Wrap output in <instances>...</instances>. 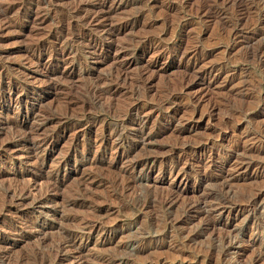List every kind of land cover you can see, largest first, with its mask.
Wrapping results in <instances>:
<instances>
[{
  "label": "rangeland",
  "instance_id": "rangeland-1",
  "mask_svg": "<svg viewBox=\"0 0 264 264\" xmlns=\"http://www.w3.org/2000/svg\"><path fill=\"white\" fill-rule=\"evenodd\" d=\"M83 1L98 0H0V264H38L69 230L78 243L60 264H222L228 232L226 259L264 264V65L245 36L254 32L244 27L230 48L222 22L193 9L201 0H129L107 19L124 28L106 37L71 15ZM40 137L51 142L35 145ZM87 175L97 181L81 192ZM29 178L36 199L58 181L51 200L9 196ZM90 218L107 234L90 232Z\"/></svg>",
  "mask_w": 264,
  "mask_h": 264
},
{
  "label": "bare ground",
  "instance_id": "bare-ground-1",
  "mask_svg": "<svg viewBox=\"0 0 264 264\" xmlns=\"http://www.w3.org/2000/svg\"><path fill=\"white\" fill-rule=\"evenodd\" d=\"M47 1V0H46ZM129 3V0H98L96 3H90L87 1H83L81 3H79L78 5H75L74 7L70 8V13L72 16H77L79 22L82 25H86L88 26V29L93 30V29H99L101 32H104L105 35H107L106 37H112L114 34H116L117 31L122 30L124 28L123 25H119L116 26L115 24L112 23H108L107 19H109L108 17L110 16V14L112 13L113 10L118 9L119 7H121L122 5H125ZM172 5V4H171ZM231 8L232 12H234V17L235 19L230 21L231 19H229L227 17V13H228V9ZM196 10V12L198 14H200L201 16H204L205 18L208 19H217L219 21L222 22V29L224 31H226L225 35L227 34V38L232 40L231 44L229 45V47H235L237 46V44L242 43L243 41H241V37L244 36V31L245 28L244 27H248L247 29L252 30L254 33L251 35H245L249 45L248 46V50H247V55L250 56L252 59H254L256 61V63L260 64V65H264V0H201L197 3V5L195 6V8H193ZM85 11V12H84ZM6 13L5 8H1L0 7V16L2 14ZM143 11L138 12L137 16H133L131 19L132 23H136L138 20V17L140 14H142ZM253 14H255V16H253ZM204 19V18H203ZM11 23V22H10ZM7 25V24H6ZM221 26V23H220ZM221 28V27H220ZM83 29V28H82ZM69 33V32H68ZM84 33V32H83ZM86 33V32H85ZM224 34V32H223ZM225 37V36H224ZM245 38V37H244ZM110 40V39H109ZM229 40V41H230ZM149 41L153 42H158L157 38L151 37L149 38ZM161 41V40H160ZM150 42V43H151ZM154 43V42H153ZM152 43V44H153ZM157 44V43H156ZM155 44V45H156ZM159 46V45H158ZM196 51V50H195ZM200 51V50H199ZM173 53V52H172ZM175 55V54H174ZM206 57V56H205ZM127 63V62H126ZM218 66V65H217ZM216 66V67H217ZM115 75L117 76L120 80L125 81L127 79L128 74L125 71V67L122 65H118L115 67ZM199 70V69H198ZM147 71V70H146ZM146 71L141 72L139 75V82L141 85H145L147 83H149L151 80L150 78L147 76ZM213 71V66L210 67L207 71H204V75H201L200 78L202 80H204L205 82V77L210 76V74ZM148 73V72H147ZM149 74V73H148ZM197 75V74H196ZM198 76V75H197ZM111 77V76H110ZM199 77V76H198ZM58 78V77H57ZM215 78V77H214ZM200 79V80H201ZM68 80V79H67ZM195 80V79H194ZM213 78H209L208 82H205V85L208 86L211 83H213ZM184 81H186V78H184ZM216 81V80H215ZM214 81V82H215ZM182 82V81H181ZM197 82V81H196ZM200 82V81H198ZM14 83V82H13ZM137 83V84H138ZM201 83V82H200ZM207 83V84H206ZM16 84V83H14ZM25 84V83H24ZM102 84V83H101ZM113 84V83H112ZM188 84V83H187ZM185 85V84H184ZM183 85V86H184ZM189 85V84H188ZM182 86V87H183ZM186 86V85H185ZM89 87V86H88ZM93 87V86H91ZM119 86H115L114 89L118 90ZM9 92V91H8ZM95 93V92H94ZM201 93V92H200ZM170 95V94H169ZM171 96V95H170ZM198 96V95H197ZM175 97V96H174ZM196 97V96H195ZM199 98V97H198ZM19 104V103H18ZM196 107L198 106V102L196 103ZM215 104L212 105L213 108H215ZM45 114V113H44ZM48 114V113H47ZM44 115V117L47 116ZM2 115V114H1ZM2 119V118H1ZM122 120V119H121ZM41 122V121H40ZM119 123V122H118ZM18 125V124H16ZM118 125V124H117ZM122 125V124H121ZM15 126V125H14ZM116 126V125H115ZM123 126V125H122ZM6 127V126H5ZM18 127V126H17ZM117 127V126H116ZM115 128V127H114ZM17 129V128H16ZM117 129V128H116ZM19 130H21L19 128ZM32 130V129H31ZM30 130V131H31ZM121 130V127L120 129ZM118 130V132H119ZM18 131V130H16ZM25 131V130H24ZM28 131V130H27ZM116 131V130H115ZM23 132V131H22ZM26 132V131H25ZM132 132V131H131ZM21 133V132H19ZM24 134V133H23ZM141 134L144 135L143 132H141ZM18 135V134H17ZM26 135V134H25ZM147 137L149 138V134H146ZM22 136V133L19 134V137ZM13 137V136H12ZM29 138V137H27ZM31 138V137H30ZM41 138V137H40ZM39 138V139H40ZM24 141L26 140V137L24 136ZM13 140V139H12ZM52 140V139H51ZM20 141V140H18ZM35 141V139L33 140ZM51 142L49 140V138H41L39 141L36 140L35 145L36 144H44V143H49ZM26 143V142H25ZM25 146V145H24ZM32 147V146H31ZM27 148V147H26ZM19 149V148H18ZM41 149V148H40ZM11 150V149H10ZM23 156V155H22ZM32 156V155H31ZM28 159V158H27ZM37 159V158H36ZM12 161V159H11ZM25 161V160H24ZM34 162V161H33ZM38 160L35 162L36 165ZM39 163V162H38ZM177 163V162H176ZM144 164H146L144 162ZM19 165V164H18ZM138 165H140L139 161L133 162L129 169L130 171L135 170ZM249 165V164H248ZM174 166V165H173ZM40 167V164H39ZM172 168V167H171ZM60 169V168H59ZM58 169V170H59ZM44 170V169H43ZM36 171V170H35ZM16 172V171H15ZM58 172V171H57ZM173 172V171H172ZM49 174V173H48ZM53 175V174H52ZM15 177V176H14ZM57 177V176H56ZM85 180H81V182H79V186L77 188V190L81 191V192H85V190L87 189L85 186V182L88 179L91 180H96L95 177L87 175L84 177ZM17 179V177H16ZM32 179V178H31ZM126 179V178H125ZM29 180V181H28ZM28 181V182H27ZM25 186L21 187L22 185H19L21 188H17L16 186L14 188L13 184L11 187V189H7V193H9V196H11L12 198H16L17 200H23L25 198H28L30 195H32V197L35 195V190L37 189V187L35 185L37 180H30L27 179ZM53 181V180H51ZM97 181V180H96ZM122 181V179H121ZM134 181V180H133ZM133 181H123L122 183H120L122 186V188H126L128 186H130ZM58 182V181H57ZM55 180L52 183V185L47 186L50 189L56 190L57 188V183ZM117 183V181H116ZM85 185V186H84ZM8 187V186H6ZM5 187V188H6ZM49 189V190H50ZM223 189V188H222ZM49 190L47 189L45 192L42 191V193L40 195H38L39 198L36 199V195L39 193L36 192V197L34 196V200H36L37 203H45L49 200H51V195L49 192ZM53 190H51L53 192ZM6 192V191H5ZM57 192V191H56ZM55 193V192H54ZM211 194V193H210ZM7 195V194H6ZM259 194L256 193L255 195V200L257 199V196ZM8 196V195H7ZM8 196V197H9ZM149 195H146V197H148ZM145 197V198H146ZM153 197V196H151ZM210 196L208 195L204 200L201 199V201L197 202V203H193L191 204V206H188V209L191 208H195V209H199L202 207V203L203 202H207V198H209ZM5 198V197H4ZM148 199V198H147ZM167 199V198H165ZM174 194H168V199L165 200V203H173L175 200ZM5 200V199H4ZM78 199H74V201H77ZM162 200V199H161ZM164 200V199H163ZM162 200V201H163ZM13 201V200H11ZM145 201V200H143ZM149 201V199H148ZM157 201V200H156ZM52 202V201H51ZM85 202V201H84ZM251 202L249 201V204H251ZM146 203V202H144ZM154 203V202H153ZM157 203H160L159 201ZM161 205V204H160ZM5 208V207H3ZM86 225L89 226L90 228V232H100L102 231V233L104 232L105 234H107L108 230L101 224L100 221H96L93 219H85L84 222ZM86 232V230H85ZM114 233V232H113ZM80 235V234H79ZM106 236V235H105ZM236 236V234L228 232L225 234H222L218 240H219V244L222 246V253L220 256L221 259V263L222 264H245L241 262V260L239 258L236 257V259L234 261H232V257L230 259H226V257L228 255H230V250L233 248V237ZM79 238V236L72 232V231H65V233L63 235H60V237L57 239V241L55 242L56 246H55V251H51L50 256H44V257H40L41 260L38 264H60L63 263L62 260L64 258L68 257L69 254V249L72 248V246L76 247V243L77 239ZM108 239V237L106 236L105 238H103V241H106ZM3 240V239H2ZM133 244V243H132ZM139 244V243H138ZM7 246V245H6ZM4 246L6 250L2 249L1 253H0V260L1 262L5 260V256L8 255V248ZM3 247V246H2ZM78 249V248H75ZM137 249V248H136ZM68 250V252H66ZM139 252V251H138ZM81 249L78 250V255L80 256L81 254ZM39 255V254H38ZM37 255V256H38ZM47 255V254H46ZM73 255V254H72ZM137 255V254H136ZM261 256V255H260ZM7 257V256H6ZM79 258V257H77ZM120 258V257H119ZM234 258V257H233ZM74 259V258H73ZM109 261L108 262H113L116 263V261L118 262V258H115L114 256H110L108 257ZM157 259V258H156ZM155 259V260H156ZM161 259V258H160ZM75 260V259H74ZM260 260V257L258 256V258H255L254 260H252L249 264H257L258 261ZM104 261V260H103ZM120 261V260H119ZM19 262V261H18ZM17 262V264H18ZM23 262V261H22ZM122 262H124V260H122ZM160 262V263H159ZM24 263V262H23ZM121 262H119L118 264H120ZM127 263V262H126ZM165 263V261H164ZM162 263V260H156V261H150L149 264H164ZM198 263V262H197ZM247 263V262H246ZM100 264V263H99ZM102 264V263H101ZM108 264V263H107ZM128 264V263H127Z\"/></svg>",
  "mask_w": 264,
  "mask_h": 264
}]
</instances>
